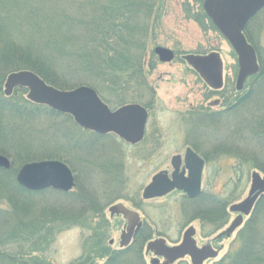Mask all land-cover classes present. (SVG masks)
Masks as SVG:
<instances>
[{
	"label": "trees",
	"instance_id": "16d2710c",
	"mask_svg": "<svg viewBox=\"0 0 264 264\" xmlns=\"http://www.w3.org/2000/svg\"><path fill=\"white\" fill-rule=\"evenodd\" d=\"M194 1L198 4L194 13L188 3L184 4L186 16L201 25L207 23L217 31L203 10V0ZM42 2L43 0H0L1 153L9 154L8 148L14 143L15 138L10 133L17 129L23 130L13 124H9L4 130L1 125L2 117L26 120L61 116L71 118L47 105L28 100L24 94L26 88H17L12 95L6 96L3 84L9 73L30 70L48 84L61 89L87 85L95 89L109 106L111 99L105 95L107 100L103 94L107 89L120 98L117 104L138 102L148 109L154 100L153 89L146 77L147 71L155 65L154 50L150 51L151 60L147 61L148 38L150 30H155L161 21L164 0H50L51 4L48 5ZM262 13L264 14V9L251 20L245 30L248 41L255 47L260 64L259 72L245 82L244 89H248V97L237 91L233 82L228 83L225 88L214 91L224 98L226 106L223 111L209 112V108H206L196 114L186 113L187 117H193L191 122L195 124L191 135H187V144L190 142L198 147L199 139L205 137L206 133L217 135L220 122L230 120L228 137L231 140H227V137L222 144L212 147L216 156L235 159L227 193L220 195L203 192L191 199L188 207L184 206V210L189 209L195 217L200 216L202 230L209 234L227 223L228 207L235 200L241 185L248 180L249 174L253 171L264 174V58L251 31L256 26L255 19ZM263 28L264 23L258 28L259 34ZM79 77H82L80 81L71 82ZM253 89L255 93L252 97ZM143 95L150 96L152 100L144 102ZM245 111L246 114L248 112L247 116L242 114ZM241 124L242 127L238 128ZM76 128L82 132L75 143L81 150L78 169L98 171L111 184V179L122 175V166L124 169L123 155L118 147L113 142H109L110 147L103 144L104 139L112 135L103 136L78 126ZM237 137L248 140L252 146H243L242 143L245 142ZM1 141L7 144H2ZM94 151H102L103 158L92 160L88 155ZM49 154L51 155L48 156L59 159L64 158L55 152ZM18 155L19 161L25 163L27 159L24 160V157H30V152L20 151ZM65 162L77 174L76 166L69 160ZM15 169L14 163L10 169L0 168V264H49L37 262V258L29 256V251L44 250L39 247L43 241L47 242L55 234L77 224L89 221L92 223L93 214L103 216V206L97 195L80 185L77 192H63L52 188L28 190L15 180L12 175ZM105 190L106 194L110 193L109 188ZM39 201H49L46 204L48 206L43 205L44 208H41ZM17 218L22 219L23 223H16ZM103 228L95 227L90 236H98L100 242L105 235ZM17 230L28 235L33 249L8 245L7 239L16 240ZM143 238L147 237L141 234L126 250L111 252L108 246L103 245L99 249L107 257V261L102 264H146ZM238 239L241 242L238 250L224 256L216 264H264V195L258 199L252 214L240 227ZM88 257L89 259L78 264H97L95 258Z\"/></svg>",
	"mask_w": 264,
	"mask_h": 264
},
{
	"label": "rangeland",
	"instance_id": "374dc122",
	"mask_svg": "<svg viewBox=\"0 0 264 264\" xmlns=\"http://www.w3.org/2000/svg\"><path fill=\"white\" fill-rule=\"evenodd\" d=\"M185 3H188L193 13L198 7V4L194 0H164V12L160 19L161 21L155 30H150L147 61L151 60L150 51L154 50L157 46L171 49L175 53V58L171 62H161L154 53V68L148 70L146 76L148 84L152 87L154 93L153 103L149 104L150 108L147 109L143 104L131 101L117 104L120 98H117V95L111 94L114 93L112 90L108 91L107 89V92L105 90L103 92L104 97L106 95L111 99L109 101L111 103L110 106L103 100L111 110H115L126 104L137 103L143 105L149 113L146 139L142 143L131 145L124 142L115 134H111L112 136L104 139V146L110 147L108 146L109 142H113L118 147V150L121 151L124 160L122 175L111 179V184L107 183V179H103V175L99 174L98 171L95 172L90 168L84 171L78 169L77 164L81 158V150L75 146V143L82 136V132L76 128L80 126L75 123L72 116H70L71 118L61 116L33 120L2 117L1 125L4 130L9 127V124L23 128V130L17 129L15 132L10 133L13 134L15 140L12 143L13 145L9 146L10 149L8 148L9 154L0 152L1 155L10 159L12 165L13 163L15 164V172L12 171L15 180L19 169L26 163L43 160H60L66 163L65 160H69L78 169L77 174L73 172L76 185L71 191L77 192L80 188L78 185H80L83 189L97 195L103 206V216L93 214L91 216L92 223L89 221L85 224H77L70 229L55 234L52 239H47V242L43 241L39 247L44 250L29 251L31 253L29 256L37 258V262L78 264L79 262H84L85 259H89L88 256L95 258L97 264L106 262L107 257H104L99 248L106 245L111 249V252L118 250L120 248L121 235L127 225V220L122 215L114 214L112 216L109 212V207L117 203H123L128 208L138 211L141 217H146L147 225L152 230H155V236L152 235L151 238L146 239L144 244L149 239H155L160 234L161 236H165L166 242L170 245L176 242L180 243L184 231L192 224L197 229L196 240L198 246L212 242L220 247L217 257L209 259L204 264H216L222 257L233 254L240 247L241 242L238 239L240 228L229 237H219L237 216V213L228 211L229 217L227 223L219 230L209 234L202 230L200 216L193 218L189 222L190 224H186V219L182 216L184 199L180 194L175 193L164 198L145 201L141 196L143 188L151 181L155 174L161 170H172L170 160L173 155L178 153L183 155L186 147L189 145L197 146L190 142L187 144V135H191L195 124L188 119L189 117L186 116V113L196 114V112H201V109L204 110L208 107L209 112L220 111L225 109L226 106L222 95L214 92L215 90H212L205 83L200 75L186 62L184 56L187 54H208L212 51H217L223 61L224 88L228 83L232 82L234 87H236L239 67L237 55L233 48L218 30L211 29L207 23L201 25L195 19L187 17L184 10ZM35 4L37 3L35 2ZM42 4L48 5L51 2L50 0H43ZM255 22L256 26L252 27L251 31L259 46L260 54L264 58V28L261 30V34L258 33V28L264 23V14H260L255 19ZM81 79L82 77L74 78L71 82L76 83ZM56 88L60 90L74 89ZM247 88L250 89V87ZM247 91L248 89H244L240 92H242L244 97H248L249 93ZM254 93L255 89L251 92L252 97ZM24 94L27 98L28 90ZM142 100L148 102L152 98L143 95ZM256 103H253V105ZM262 112L264 113V107ZM242 114L247 116L248 112L246 114L245 111ZM198 119L206 120L207 118L198 117ZM220 124L221 126L217 131V135L206 133L205 137L199 139L198 145L200 147L197 146L199 149L208 151L214 145L222 144L226 140L230 135L228 131L230 120H227L226 123L225 121H221ZM241 127L242 124L238 128ZM243 131H245L244 128ZM227 140H231V137H228ZM6 141L8 144H11L8 140ZM240 141L245 142L242 143L243 146L246 144L252 146L248 140L241 139ZM1 143L7 144L3 141ZM20 151L22 153L30 152V157H24V160L27 159L25 163L19 161L20 157L18 153ZM51 152L58 153L56 155H61L64 158L59 159L48 156L51 155L49 154ZM103 154L102 151H94L88 156L95 161V159L100 160V158H103ZM234 163L235 159L222 157L219 169L216 164L211 163L208 165L203 173V189L225 195L230 187V180L233 176L232 165ZM67 165L69 166V164ZM260 174L264 177L263 173L260 172ZM251 175L252 172L249 174L248 180L237 191L236 198L232 204L241 202L248 197L252 184ZM106 188H109V194H106ZM48 203L49 201H39L41 208H44L42 206ZM248 218L249 216L245 217L244 222ZM15 222H19V224L20 222L23 223L22 219L18 220V218ZM95 227L103 228L105 231V235L100 242L98 236H90L93 235ZM23 232L17 230L16 240L9 241L7 239L8 245L13 248L19 246L27 250L33 249L34 246L31 239ZM26 238L28 239L26 240ZM111 241L114 243L112 244ZM95 250L97 251L95 252ZM144 251L145 247L143 253ZM151 259L152 255L149 254L146 259L147 264H150Z\"/></svg>",
	"mask_w": 264,
	"mask_h": 264
},
{
	"label": "water",
	"instance_id": "95a60500",
	"mask_svg": "<svg viewBox=\"0 0 264 264\" xmlns=\"http://www.w3.org/2000/svg\"><path fill=\"white\" fill-rule=\"evenodd\" d=\"M263 8L264 0H204L203 2L205 14L237 55L239 70L236 89L238 91L243 90L245 81L260 70L256 50L247 40L245 30L253 17ZM154 53L161 62H171L175 58L173 50L161 46L155 47ZM184 59L210 88L219 90L223 87V61L217 51L208 54H187ZM18 87L28 89L27 98L32 102L47 105L59 113L72 116L75 123L85 130L100 135L114 133L133 145L140 143L144 138L149 114L143 105L132 103L111 110L90 86L82 85L72 90H60L49 85L30 70L10 73L4 85L5 95L10 96ZM185 159L189 168V177L184 179L177 177L181 159L176 155L172 158V165L175 168L172 177L164 172L155 174L143 189L142 198L149 200L163 197L175 189L184 191L190 198L197 197L202 190L203 160L191 148L187 149ZM11 166L10 159L0 154V168L10 169ZM251 179L248 197L229 207L230 212L238 215L219 237H229L234 233L264 194V177L260 172L254 171ZM16 180L31 191L53 188L69 192L76 185L73 171L60 160L26 163L19 169ZM109 212L112 215L121 214L127 220V228L121 235L120 243L122 247L127 246L141 229L140 214L123 203L110 206ZM194 234L195 229L190 227L184 232L181 243L169 246L163 238H160L150 241L146 250H152L158 256H163L169 263L189 256L191 264H203L207 259L217 257L218 252L211 246L198 247Z\"/></svg>",
	"mask_w": 264,
	"mask_h": 264
},
{
	"label": "flooded vegetation",
	"instance_id": "af4514ba",
	"mask_svg": "<svg viewBox=\"0 0 264 264\" xmlns=\"http://www.w3.org/2000/svg\"><path fill=\"white\" fill-rule=\"evenodd\" d=\"M213 90V89H212ZM215 91H219V90H215ZM209 108V107H208ZM224 109H222V110H220V111H223ZM220 111H213V112H220ZM193 117H189V119L191 120ZM147 123H148V121H147ZM146 128H147V124H146ZM146 139V131H145V135H144V138H143V140L140 142V143H142L144 140ZM188 148H191L202 160H203V171H202V177H201V193L199 194V195H201L203 192H207V193H214V192H210V191H208V190H204L203 189V173H204V169L208 166V165H210L211 163H213V164H216L217 166H218V169H219V166H220V160H221V158L222 157H220V156H216V151L215 150H213L212 148H210V149H208V151L206 150V151H204L203 149H199V148H197V147H194L193 145H189V146H187L186 147V150H185V152H184V154L182 155V154H180V153H178V154H175V155H173L172 157H171V160H170V166H171V168H172V170H161L160 172H164V173H166L170 178L172 177V175H173V173L175 172V168L173 167V165H172V158L174 157V156H176V155H178V156H180V159H181V162H180V164H179V169L177 170V177L179 178V177H182L183 179L184 178H187V177H189V168L187 167V164H186V159H185V156H186V151H187V149ZM211 149L213 150V151H211ZM202 150V151H201ZM208 154V155H207ZM192 161V160H191ZM193 162V161H192ZM159 173V172H158ZM146 187V186H145ZM144 187V188H145ZM143 188V189H144ZM175 193H177V194H180L181 196H182V198L184 199V206H186V207H188L189 206V204H190V200L191 199H194V198H190V197H188L185 193H184V191H181V190H177V189H175V190H173L172 192H170V193H168L167 195H165V196H163V197H158V198H153V199H149V200H154V199H159V198H164V197H166V196H169V195H171V194H175ZM214 194H216V193H214ZM198 195V196H199ZM142 196V195H141ZM196 198V197H195ZM143 199V198H142ZM144 201H145V199H143ZM229 210V209H228ZM136 211V210H135ZM138 212V211H137ZM139 213V212H138ZM140 214V213H139ZM113 216V215H112ZM182 216H183V218L184 219H186V224L187 223H189V222H191L192 220H193V218H195V216L193 215V213L192 212H190V210L189 209H187V210H183L182 211ZM140 218H141V222H142V225H141V229H140V231L138 232V234L136 235V236H134L132 239H131V241H130V243L127 245V246H121V239H120V242H119V245H120V248L118 249V250H116V251H120V250H126V249H128V248H130L131 247V245L135 242V241H137V239H138V237L139 236H141V234H144L147 238H143L142 239V241H143V246L145 247V251H144V253H143V256H144V260H145V263L147 264V261H146V259H147V256H149V254H151L152 255V259H151V261H150V264H191V259H190V257L189 256H186V257H184V258H182V259H179V260H176V261H174L173 263H169V262H167V260L163 257V256H158L154 251H152V250H150V251H147L146 250V246H147V244L150 242V241H153V240H157V239H160V238H163L164 240H165V242H166V238H165V236H161V234L160 235H158L155 239H149L145 244H144V241L146 240V239H148V238H151V236L153 235V236H155L154 235V231L155 230H152L148 225H147V223H146V220H145V216L144 217H141V214H140ZM128 224V223H127ZM190 224V223H189ZM190 227H193L194 229H195V234H194V238H195V240H196V234H197V229L191 224V225H189V227L188 228H190ZM126 228H127V225H126ZM187 228V229H188ZM186 229V230H187ZM126 230V229H125ZM185 230V231H186ZM184 231V232H185ZM148 235V236H147ZM183 236H184V233H183ZM182 239H183V237H182ZM182 239H181V241H182ZM181 241H180V243H181ZM111 243L113 244L114 242L113 241H111ZM166 244L167 245H169V246H174V245H177V244H179V243H175V244H173V245H170L168 242H166ZM196 244H197V240H196ZM204 245H209V246H211L214 250H217V251H219L220 250V247H218L216 244H214V243H207V244H204ZM204 245H202V246H198V244H197V246L198 247H203ZM144 247H143V250H144ZM223 258V257H222ZM209 259H207L206 261H208ZM206 261H204V263L206 262ZM203 263V264H204Z\"/></svg>",
	"mask_w": 264,
	"mask_h": 264
}]
</instances>
